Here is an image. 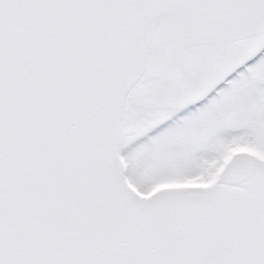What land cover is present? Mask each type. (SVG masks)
Listing matches in <instances>:
<instances>
[{"label":"snow or ice","instance_id":"obj_1","mask_svg":"<svg viewBox=\"0 0 264 264\" xmlns=\"http://www.w3.org/2000/svg\"><path fill=\"white\" fill-rule=\"evenodd\" d=\"M0 264H264V0H0Z\"/></svg>","mask_w":264,"mask_h":264}]
</instances>
